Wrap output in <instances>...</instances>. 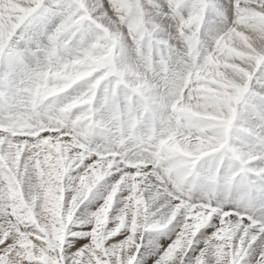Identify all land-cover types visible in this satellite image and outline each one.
Segmentation results:
<instances>
[{"label":"snow or ice","instance_id":"1","mask_svg":"<svg viewBox=\"0 0 264 264\" xmlns=\"http://www.w3.org/2000/svg\"><path fill=\"white\" fill-rule=\"evenodd\" d=\"M0 264H264V0H0Z\"/></svg>","mask_w":264,"mask_h":264},{"label":"rangeland","instance_id":"2","mask_svg":"<svg viewBox=\"0 0 264 264\" xmlns=\"http://www.w3.org/2000/svg\"><path fill=\"white\" fill-rule=\"evenodd\" d=\"M141 2H143V0H141ZM204 27H207V23L205 24ZM202 31H203V29H202ZM86 203H88V201H86ZM81 207H83V205Z\"/></svg>","mask_w":264,"mask_h":264}]
</instances>
